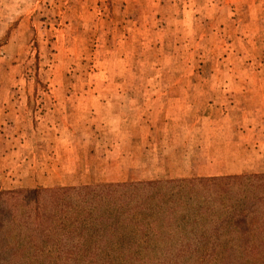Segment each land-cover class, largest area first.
I'll return each mask as SVG.
<instances>
[{"label": "rangeland", "instance_id": "1", "mask_svg": "<svg viewBox=\"0 0 264 264\" xmlns=\"http://www.w3.org/2000/svg\"><path fill=\"white\" fill-rule=\"evenodd\" d=\"M110 133L132 155L109 157ZM234 158L264 173V0H0V190L214 177L198 167ZM67 250L40 251L159 264L167 248ZM229 251L264 264V248L213 262Z\"/></svg>", "mask_w": 264, "mask_h": 264}, {"label": "trees", "instance_id": "2", "mask_svg": "<svg viewBox=\"0 0 264 264\" xmlns=\"http://www.w3.org/2000/svg\"><path fill=\"white\" fill-rule=\"evenodd\" d=\"M46 248L69 261L73 248H167L159 264H244L236 251L213 260L264 248V173L0 190V264H51Z\"/></svg>", "mask_w": 264, "mask_h": 264}, {"label": "crops", "instance_id": "3", "mask_svg": "<svg viewBox=\"0 0 264 264\" xmlns=\"http://www.w3.org/2000/svg\"><path fill=\"white\" fill-rule=\"evenodd\" d=\"M125 114V113H124ZM144 129V128H142ZM150 136V134H149ZM101 139V135L98 136V139ZM106 140H108L110 143L105 145L106 148H108V156H112V155H115L117 158V160L119 159L120 156H122V154L120 153V151L122 150V147L124 149V154L126 156H130V154L132 155L131 152H129L128 150H133L132 148V136L131 135H128V136H125V142L122 141V137L120 134H116V133H110V134H107V136L105 137ZM147 139V142L149 140V138H145ZM153 143H151V145L149 143H147V146L150 147L151 149L150 150H147L148 151V155H149V158L150 156H154L156 154V156L162 154L160 153L161 151V147L158 148V141H152ZM128 144H129V148H128ZM167 147H169V144H167ZM174 147V146H173ZM137 149V148H136ZM141 149V148H140ZM143 152H140V154H142ZM161 156H164L163 154ZM261 158L263 157L262 155L260 156ZM230 161V159H229ZM118 162V161H117ZM215 164H211V161L210 163H208L207 166H203V167H197L200 169V171H203L201 169H206L205 170V174H202V173H197L196 175H199V176H203V175H206V176H220V175H229V174H241L243 172H249L250 170L248 169H245V168H248V166H246V160H240V161H235V158L234 160L230 161V162H227V161H220V164L222 165V167L224 166V169L225 170H219V172H216V162H213ZM262 165L263 164V161L260 162ZM110 166H113L115 167V163L112 162V163H109ZM118 166V165H117ZM215 169V170H214ZM257 172H264V169H258ZM185 177V176H184ZM113 182H118V181H123L122 179L120 178H116L115 180H112Z\"/></svg>", "mask_w": 264, "mask_h": 264}]
</instances>
